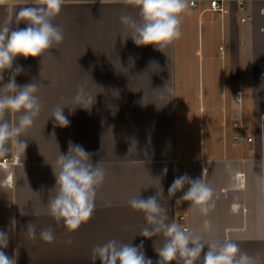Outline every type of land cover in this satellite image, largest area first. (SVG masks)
Listing matches in <instances>:
<instances>
[{
  "label": "crops",
  "instance_id": "0c3cea01",
  "mask_svg": "<svg viewBox=\"0 0 264 264\" xmlns=\"http://www.w3.org/2000/svg\"><path fill=\"white\" fill-rule=\"evenodd\" d=\"M211 1L190 0L180 38L161 51L125 38L120 16L138 18L128 0H65L54 20L63 42L40 57L18 56L4 71L0 87L22 66L16 83L39 84L42 104L21 137L24 153L10 148L0 157V231L9 235L2 250L16 264H101L92 260V249L113 238L133 246L143 242L156 264L155 245L163 237L139 235L144 215L127 201L158 193L169 220L179 224L185 213L189 230L205 242L230 239L264 264V0H218L224 12L211 11ZM34 2L0 0V27ZM11 27H17L14 19ZM80 85L95 101L70 113ZM57 105L65 106L68 127L52 117ZM8 119L15 122V116ZM69 141L83 146L107 173L91 219L75 232L47 207L55 195L52 165L59 153H68ZM184 174L214 189L207 215L186 201L178 208L188 185L169 196L174 179ZM29 223L36 225L35 240L24 235ZM46 228L55 234L51 244L39 239Z\"/></svg>",
  "mask_w": 264,
  "mask_h": 264
},
{
  "label": "clouds",
  "instance_id": "9594fccd",
  "mask_svg": "<svg viewBox=\"0 0 264 264\" xmlns=\"http://www.w3.org/2000/svg\"><path fill=\"white\" fill-rule=\"evenodd\" d=\"M65 0H35L34 6L19 7V10L5 19L0 27V81L5 70H11L16 58L40 57L49 49L64 40L63 29L54 20L60 14ZM94 3V0H92ZM137 10L138 18L122 14L120 22L126 33L137 46L152 45L165 51L169 45L181 36L180 25L185 14L190 15V0H128ZM17 25L15 29L12 23ZM24 22L26 27L19 28ZM22 66H16L9 81L0 87V157L9 153V149L24 153L27 143L21 139L34 125L36 117L42 110L40 98L36 95L40 85L28 83L18 85L16 76L23 72ZM95 101L85 85L77 88L71 103L74 107L89 108ZM65 106L57 105L52 117L60 127H68L70 120L64 115ZM19 114V115H17ZM15 116V122L8 117ZM53 172L56 178L55 195L48 200V214L57 222H63L69 232H75L88 222L95 210L97 190L103 185L106 170L91 162V154L83 146L69 141L68 153L57 156ZM166 172V169H165ZM188 185L187 191L177 200L190 202V208L201 215H207L214 207V189L203 178L193 179L187 174L174 179L168 189L169 196ZM128 206L144 215L146 224L139 235L145 238L163 237V243L155 252L159 260L156 264H259L258 257L241 251L238 243L230 239L210 240L205 242L203 236L182 228L175 220H169L168 210L159 202V193L144 199L140 194L131 197ZM24 235L37 239V228L33 223L27 225ZM39 239L51 244L55 234L51 228L41 229ZM9 235L0 231V264H16L2 250L8 247ZM207 251L201 260L202 250ZM143 242L138 246L123 243L116 239L96 245L92 249L93 261L99 259L101 264H153L146 257Z\"/></svg>",
  "mask_w": 264,
  "mask_h": 264
},
{
  "label": "built area",
  "instance_id": "2783aa9c",
  "mask_svg": "<svg viewBox=\"0 0 264 264\" xmlns=\"http://www.w3.org/2000/svg\"><path fill=\"white\" fill-rule=\"evenodd\" d=\"M191 4L194 6L195 3H191ZM239 4L241 6V9H243L244 3L240 2ZM210 10L213 11V12H224V8H223V5H222V2H220L218 0L211 1L210 2ZM242 21L245 22L244 19ZM238 96H240V93H238ZM239 103H240V101H239ZM263 117H264V115H263ZM233 127L236 130H241V126L238 123H235ZM239 139H240L239 137H236V138H234V141H238ZM247 143H249V144L253 143V139L252 138H248L247 139ZM4 163L6 164V161H4ZM177 206H178L179 209H183L185 204L183 202H181ZM177 221L179 222V224H180V226L182 228H185V229L189 230V227L187 225V216H186L185 213L179 214V216L177 218Z\"/></svg>",
  "mask_w": 264,
  "mask_h": 264
},
{
  "label": "rangeland",
  "instance_id": "374dc122",
  "mask_svg": "<svg viewBox=\"0 0 264 264\" xmlns=\"http://www.w3.org/2000/svg\"><path fill=\"white\" fill-rule=\"evenodd\" d=\"M180 212H181V211H180ZM180 212H179V213H180Z\"/></svg>",
  "mask_w": 264,
  "mask_h": 264
}]
</instances>
